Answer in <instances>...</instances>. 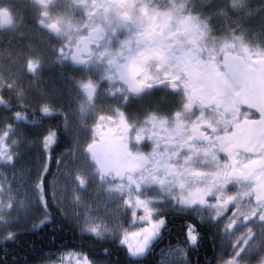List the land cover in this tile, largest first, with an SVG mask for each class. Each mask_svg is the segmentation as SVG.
Listing matches in <instances>:
<instances>
[{
	"label": "snow or ice",
	"instance_id": "snow-or-ice-1",
	"mask_svg": "<svg viewBox=\"0 0 264 264\" xmlns=\"http://www.w3.org/2000/svg\"><path fill=\"white\" fill-rule=\"evenodd\" d=\"M37 3V25L62 38L57 56L84 70L105 66L76 79L87 101L95 108L102 92L122 95L120 104L101 103L81 143L68 112L34 101L19 75L0 73V264H110V256L119 264H264V46H250L235 29L211 35L212 17L229 18L227 7L202 13L176 0H74L83 15L72 23L51 13L53 0ZM98 15L112 32L127 31L115 47L110 38L99 43ZM38 63L27 57L22 71L34 74ZM161 84L182 89V105L167 119L148 115L133 132L121 105ZM34 144L39 167L25 188L30 169L17 158ZM80 153L86 159L77 162ZM85 164L115 195L95 209L74 196L68 211L65 193L88 186ZM22 188L32 194V218L13 228L21 222L14 208H26L17 201ZM69 229L72 246L31 259ZM21 231L29 235L21 239Z\"/></svg>",
	"mask_w": 264,
	"mask_h": 264
},
{
	"label": "flooded vegetation",
	"instance_id": "flooded-vegetation-1",
	"mask_svg": "<svg viewBox=\"0 0 264 264\" xmlns=\"http://www.w3.org/2000/svg\"><path fill=\"white\" fill-rule=\"evenodd\" d=\"M181 3L182 0H176ZM74 0H53L50 5V11L54 16L63 15L72 23L83 15V10L73 7ZM161 5L167 3V0H159ZM6 12L7 19L10 21V26L0 31L6 33L5 42L8 44L9 50L7 58L11 67L16 69H23L25 58L32 57L39 61L34 74L26 73V78L39 83V86L53 87L52 98L56 97L54 102L57 106H61L64 111L69 114V127L80 132V142L83 143L86 139L85 129L93 122L94 112L100 109L101 103L105 107L107 105L120 104V97L122 93L117 92L114 96H108L106 93H101L104 97L103 101H98L95 108L87 101L84 93L77 87L76 79L81 78L85 71L95 75L99 70L105 66L102 64H93L89 66L88 70L80 69L72 64L69 59H63L57 56L56 49L60 47L62 38L51 33L49 30L37 25L36 20L40 11V6L37 0H0V15L1 12ZM1 21V16H0ZM94 23L100 25L104 31L101 32V40L99 43L104 45L109 41L110 47H115L117 36L123 38L127 35L124 28H118L116 32H112L108 26V22L102 15H98L93 20ZM1 23V22H0ZM112 24L115 25L116 21L113 20ZM71 31V29H69ZM97 45L92 44L91 47L95 48ZM118 83V82H116ZM113 84V87L116 86ZM122 87V85H120ZM49 94V92H48ZM264 100V96L261 97ZM183 103L182 89L172 90L165 85H153L151 88H145L138 95L132 96L126 105H121L124 111L128 114L129 121L132 125L133 132L135 128L140 126L148 115H155L157 117L168 118L171 113L175 112ZM83 106L85 111L81 113L80 108ZM194 109L196 106L194 105ZM207 112L208 109H205ZM231 130V129H229ZM61 141L64 144H71L63 136ZM150 141L144 139L142 150L147 151L150 148ZM55 162L52 163V169L55 167ZM115 195V193H114ZM67 210L71 211L73 208V198L69 197L65 200ZM21 222L12 224L13 228H27L28 220H25L24 214H20ZM59 222L65 227H68L67 222L63 218H59ZM3 223V221H0ZM27 232L21 231L18 233L21 239L26 238ZM51 245L40 246L41 254L36 261L46 258L44 253L50 249L55 251L57 248L63 246H72L71 229L68 230L65 238L51 240ZM103 243H97V247H102ZM44 247V248H43ZM43 248V250H42ZM42 251V253H41ZM121 255L122 254H118ZM203 255V253H202ZM156 255V259H158ZM110 264H119V260L115 256L108 257Z\"/></svg>",
	"mask_w": 264,
	"mask_h": 264
},
{
	"label": "rangeland",
	"instance_id": "rangeland-1",
	"mask_svg": "<svg viewBox=\"0 0 264 264\" xmlns=\"http://www.w3.org/2000/svg\"><path fill=\"white\" fill-rule=\"evenodd\" d=\"M183 3L194 5L195 9L201 11L202 13H208L209 11H214L218 7H227L229 12V18H224L220 16H213L211 21L212 33L218 40L224 37H231L232 32L230 29H235L236 33L243 37L245 43L250 46H264L263 37H260L259 29H261V24L264 22V8L261 7L264 4V0H211L210 3L206 0H182ZM239 25V26H237ZM260 33V34H259ZM6 33L0 31V73L4 76L15 77L19 75L20 82L27 89L28 95L34 100H47L54 102L56 97L52 98L53 87L39 86L36 81L29 80L26 78V73L21 69H16L11 67L7 58V53L9 50L8 44L5 42ZM261 39H260V38ZM49 92V94H48ZM39 155V147L34 144L32 147L27 148L21 153L17 158V164L22 167H27L30 171L27 173L25 180V188L27 183L35 176L36 171L39 167V161L37 156ZM70 169L73 166V162L70 159V154L67 157ZM86 157L80 153L78 154V161L85 160ZM85 173L89 175L88 186L85 189H78L74 194L71 190L65 193V200L69 197H77L84 205L91 204L93 209L96 208L97 204L103 202L109 195L114 193H109L105 191L106 184L100 183L96 180L94 176L91 175L90 167L85 164L83 167ZM11 171V170H10ZM52 172H56V166L52 169ZM51 178V176H49ZM15 186V181L13 182ZM63 187V181H62ZM24 188L20 190L17 196V201L23 198L26 208L18 209L14 208V211L19 214H28V219L32 218L31 215V192L29 191L28 196L24 195ZM3 195V193H0ZM76 201L73 199V208L75 207ZM34 211L38 212L39 207L37 206Z\"/></svg>",
	"mask_w": 264,
	"mask_h": 264
},
{
	"label": "trees",
	"instance_id": "trees-1",
	"mask_svg": "<svg viewBox=\"0 0 264 264\" xmlns=\"http://www.w3.org/2000/svg\"><path fill=\"white\" fill-rule=\"evenodd\" d=\"M258 32H260L259 34H260V37H263V41H264V22H263V24H261V29H259L258 30ZM259 37V38H260ZM261 39V38H260ZM29 235V233L27 234V236ZM26 236V237H27ZM51 243H52V241L51 240H49L48 242H47V244L46 245H51ZM45 247V246H44ZM43 247V248H44ZM43 248H42V250H43ZM40 246H38L37 247V250L36 251H34L33 253H32V256H31V259L35 262L36 260H37V258L41 255V254H39L40 253ZM41 253H42V251H41ZM207 254L210 256L211 255V247H210V244L207 246ZM202 257H203V255H202Z\"/></svg>",
	"mask_w": 264,
	"mask_h": 264
},
{
	"label": "water",
	"instance_id": "water-1",
	"mask_svg": "<svg viewBox=\"0 0 264 264\" xmlns=\"http://www.w3.org/2000/svg\"><path fill=\"white\" fill-rule=\"evenodd\" d=\"M7 13L6 12H1V23H0V27L1 29L7 28L10 26V21L7 19Z\"/></svg>",
	"mask_w": 264,
	"mask_h": 264
}]
</instances>
